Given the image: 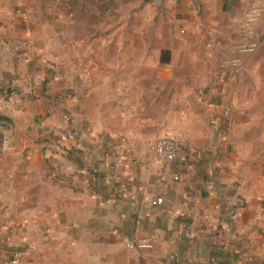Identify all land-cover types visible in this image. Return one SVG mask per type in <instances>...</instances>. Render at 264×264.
<instances>
[{"label":"crops","instance_id":"obj_1","mask_svg":"<svg viewBox=\"0 0 264 264\" xmlns=\"http://www.w3.org/2000/svg\"><path fill=\"white\" fill-rule=\"evenodd\" d=\"M169 1L183 26L192 23L191 0ZM200 5L229 26L213 22L207 41L227 67L190 97L171 95V71L149 70L168 85L139 97L140 70L77 68L58 20L34 17L30 0H0V90L9 96L0 139L11 144L0 147V264L15 252L21 264H264V146L246 137L256 117L240 115L235 99L256 90L264 70V0ZM243 43L254 53L240 54ZM129 99L148 114L134 109L122 121ZM167 135L183 146L173 163L147 148ZM129 241L149 247L129 250Z\"/></svg>","mask_w":264,"mask_h":264},{"label":"rangeland","instance_id":"obj_2","mask_svg":"<svg viewBox=\"0 0 264 264\" xmlns=\"http://www.w3.org/2000/svg\"><path fill=\"white\" fill-rule=\"evenodd\" d=\"M30 2L34 17L59 21L57 28L60 30L61 45L66 47L67 44H74L77 68L140 70V77L144 76V79L140 81L142 91L139 97H145L151 92L149 89L153 84H170L171 95L181 92L189 97L194 96L197 90L214 80L220 68L227 67L226 59L216 57L207 41L214 34L211 27L213 22H220L226 29L229 26L224 19L205 13L200 0L190 1L194 11L189 14V18L193 20L188 26L179 22L175 4L169 0H163L160 9L153 3L143 4L142 0ZM238 51L242 55L252 54L255 44L243 43L238 46ZM152 69L171 71L170 82L153 80L149 71ZM254 79H257L255 84L250 76L246 78L247 83L254 84L257 89L239 91L235 99L238 101L240 115L245 116L250 110V114L256 117L253 128L247 132L246 137L251 144L264 146V70H259ZM128 94L133 98L131 92ZM249 97L257 98L262 102L261 105L246 108L244 102ZM129 101L133 106L119 108L124 115L122 121H132L134 109L148 114V107L134 105L135 99ZM110 109L115 111L116 107ZM155 113L153 110L150 115ZM164 137L177 139L170 135ZM5 142L7 143V137H2L0 147Z\"/></svg>","mask_w":264,"mask_h":264},{"label":"built area","instance_id":"obj_3","mask_svg":"<svg viewBox=\"0 0 264 264\" xmlns=\"http://www.w3.org/2000/svg\"><path fill=\"white\" fill-rule=\"evenodd\" d=\"M61 79H67L66 74L60 75ZM9 109V96L5 90H0V115H4L7 113ZM63 140L68 142L74 141V132L71 129H67L62 134ZM7 144V146H5ZM5 151L11 150V144L7 140L3 145ZM147 148L150 153H152L158 160L165 162V163H173L177 160L179 153L181 152L183 146L178 139L171 138V137H160L155 138L147 143ZM119 163H115V167H118ZM178 177H175L177 180ZM161 200L158 199L153 204H160ZM149 241V240H148ZM144 241H129L126 245L127 249L133 250L135 248H146L149 247V244L143 243ZM21 255L18 252L12 254L11 258L9 259V264H21ZM211 263H216L214 258H211Z\"/></svg>","mask_w":264,"mask_h":264},{"label":"water","instance_id":"obj_4","mask_svg":"<svg viewBox=\"0 0 264 264\" xmlns=\"http://www.w3.org/2000/svg\"><path fill=\"white\" fill-rule=\"evenodd\" d=\"M162 1L163 0H142V3L143 4H148V3H153L156 5V7L158 9L161 8V4H162ZM194 2H197V0H193ZM232 113V110H231V105H230V100L227 99L224 104H223V107H222V112H221V116L224 117V118H227L229 117V115Z\"/></svg>","mask_w":264,"mask_h":264},{"label":"trees","instance_id":"obj_5","mask_svg":"<svg viewBox=\"0 0 264 264\" xmlns=\"http://www.w3.org/2000/svg\"><path fill=\"white\" fill-rule=\"evenodd\" d=\"M74 150H75L74 148H71L68 150V153H73Z\"/></svg>","mask_w":264,"mask_h":264}]
</instances>
